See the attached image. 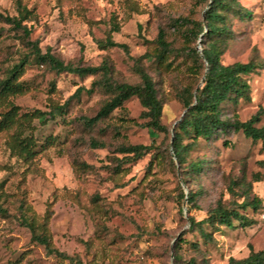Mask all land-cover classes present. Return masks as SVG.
Returning <instances> with one entry per match:
<instances>
[{"label": "rangeland", "instance_id": "rangeland-1", "mask_svg": "<svg viewBox=\"0 0 264 264\" xmlns=\"http://www.w3.org/2000/svg\"><path fill=\"white\" fill-rule=\"evenodd\" d=\"M20 2L31 11L24 22L29 35L0 20V80L25 58L19 81L26 89L0 96V118L11 104L20 114L61 109L52 118L33 117L20 124L21 118L0 129V206L7 211L0 215V264H186L190 259L196 264H227L231 256L246 257L249 245L264 249V222L250 208H240L253 197L264 199L261 142L233 131L195 142L184 135L182 145L190 146L181 164L170 149L171 131L184 110L179 95L200 84L188 52V47H195L200 53V41H185V26L179 20H202L207 1ZM236 2L250 15L226 13L220 61H264V0ZM16 4L17 0H0V13L16 15ZM113 24L120 28L112 33L113 39L126 44L128 53L96 43ZM159 29L169 42V54L162 62L145 58L140 64L162 101L166 132L139 126L144 119L135 96L107 117L87 122L112 95L106 82L139 81L133 66L144 52L154 50ZM32 41L41 53L49 51L65 64H104L107 70L86 75L57 72L35 59ZM249 85L248 100L222 104L223 119L244 121L264 107V68L249 75ZM255 126H264V115ZM14 134L33 138L31 155L19 154ZM127 144L151 148L140 157L126 158L118 149ZM193 162L200 163L198 172L189 167ZM180 192L192 193L193 202L187 205ZM218 204L240 209L249 224H204L207 237L190 228L188 215L199 220ZM23 217L48 235L50 246L61 254L32 240Z\"/></svg>", "mask_w": 264, "mask_h": 264}, {"label": "trees", "instance_id": "trees-1", "mask_svg": "<svg viewBox=\"0 0 264 264\" xmlns=\"http://www.w3.org/2000/svg\"><path fill=\"white\" fill-rule=\"evenodd\" d=\"M207 1V8L203 12L202 20H192L189 18H181L180 24L185 26V41L199 39L200 53L195 47H188V52L194 62L192 70L199 75L200 84L193 87H186L179 95V99L183 105V112L180 118L174 123V127L170 136V149L172 155L178 163L183 162L184 151L190 144L182 145L181 140L184 135L192 138L193 142L198 138L211 139L219 134L229 131L240 132L243 136L251 141H260L264 147V126H255L260 115H264V107H259L254 115L250 118L240 121L235 117L232 121L225 120L221 117V106L224 102L237 104L240 100H248L250 98L249 75L257 72L258 69L264 68V61L251 58L246 62H233L223 64L220 61L221 49L219 44L223 42L227 35L226 29V13L232 12L239 16H249L250 12L242 7L236 0H204ZM16 15H5L0 13V20L10 24L14 29L20 30L23 35H29L25 21L30 19L31 11L17 0ZM175 21H178L176 19ZM120 28L117 24H113L107 32L104 39L97 40L96 43L102 48L119 47L128 53V47L124 43H118L113 39L112 33L119 32ZM156 47L152 52H144L136 60L133 68L139 76L137 83L106 82L104 86L112 91L111 97L106 100L98 109L96 114L87 119V122L93 124L96 121L107 117L114 109L120 108L124 101L130 97H137L142 107L140 116L144 119L139 126L158 133L166 132L167 128L161 122L162 101L157 95L155 83L151 76L146 72L140 64L141 59L153 58L157 62L165 60L170 52L169 42L166 40L163 29H159L155 38ZM30 48L35 59L40 63L47 64L50 68L57 72L67 71L79 75L95 74L99 71H106L107 67L102 64L100 66H79L70 63H63L49 51L41 53L36 42H30ZM188 54V53H187ZM27 60L24 58L15 63L7 71L5 78L0 80V96L7 97L22 93L26 89L23 81H19V77L23 73L24 65ZM81 88L76 90L79 93ZM59 106H54L50 111L34 110L32 112L19 113V108L11 104L0 118V129L10 128L19 119L20 124L26 120L37 117L52 118ZM21 134V131H19ZM16 137V134H14ZM17 143L20 146L19 154L29 156L33 153L35 143L31 136H20L17 134ZM151 148V145L144 144H127L121 145L118 151L126 158H137L142 156ZM200 163H189V167L196 172L200 169ZM257 181V180H256ZM181 199H185L188 205L193 202L194 195L192 193H179ZM264 199L253 197L250 201H243L240 205L242 210L251 209V213L259 215ZM189 211V207H186ZM7 211L0 206V215L6 216ZM232 220L240 224H249L246 216L240 212V209H228L218 204L216 207L208 211L207 215L199 220H195L192 215L187 216L190 228L196 229L204 237L208 233L204 231L202 225L208 226L227 225L232 226ZM22 224L25 225L31 235V239L36 243L43 245L48 252L59 253L55 248L50 246L48 235L36 231L32 222L26 217L22 218ZM251 222V221H250ZM184 242V239H182ZM175 259H177L175 257ZM186 264H196L190 259ZM227 264H264V249L253 250L249 245V253L244 258L229 257Z\"/></svg>", "mask_w": 264, "mask_h": 264}, {"label": "built area", "instance_id": "built-area-1", "mask_svg": "<svg viewBox=\"0 0 264 264\" xmlns=\"http://www.w3.org/2000/svg\"><path fill=\"white\" fill-rule=\"evenodd\" d=\"M257 218H258L261 222H264V201H263V205H262L261 211H260L259 215L257 216Z\"/></svg>", "mask_w": 264, "mask_h": 264}]
</instances>
